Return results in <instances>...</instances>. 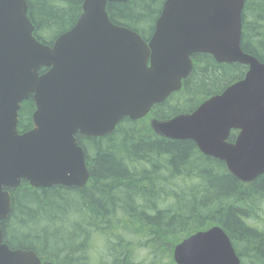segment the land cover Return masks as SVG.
<instances>
[{
	"label": "water",
	"instance_id": "water-1",
	"mask_svg": "<svg viewBox=\"0 0 264 264\" xmlns=\"http://www.w3.org/2000/svg\"><path fill=\"white\" fill-rule=\"evenodd\" d=\"M111 1L126 0H83L75 24L49 46L32 34L27 0H0V220L10 210L3 187L22 178L34 187L83 186L89 173L74 135L101 136L124 116L143 117L180 88L197 52L247 65V72L190 113L152 120L153 130L194 141L240 181L264 173V63L240 46L244 0H165L148 44L110 21L105 6ZM30 96L32 128L18 133L20 104ZM231 129L239 130L232 143L226 141ZM172 258L240 264L218 225L175 244ZM0 264L53 263L33 250L9 249L0 228Z\"/></svg>",
	"mask_w": 264,
	"mask_h": 264
},
{
	"label": "trees",
	"instance_id": "trees-1",
	"mask_svg": "<svg viewBox=\"0 0 264 264\" xmlns=\"http://www.w3.org/2000/svg\"><path fill=\"white\" fill-rule=\"evenodd\" d=\"M163 0L111 1L112 22L150 35ZM82 0H27L33 34L50 45L81 12ZM240 46L264 63V0H244ZM193 67L179 91L154 105L141 119H120L108 134L76 135L88 181L82 187H33L22 179L8 188L10 211L0 222L10 249L33 250L54 264H129L133 250H149V264L160 263L190 233L221 226L241 264H264V173L250 183L232 176L223 161L203 155L191 140L156 134L150 118L192 111L210 95L242 78L243 64L219 63L209 54L192 55ZM34 103H21L18 129L31 127ZM236 131L228 140L233 141ZM264 219V218H262ZM100 241L104 254L88 255ZM140 245V246H139ZM168 258V257H167ZM171 263V260L168 261ZM138 264V263H136Z\"/></svg>",
	"mask_w": 264,
	"mask_h": 264
},
{
	"label": "rangeland",
	"instance_id": "rangeland-1",
	"mask_svg": "<svg viewBox=\"0 0 264 264\" xmlns=\"http://www.w3.org/2000/svg\"><path fill=\"white\" fill-rule=\"evenodd\" d=\"M263 213V212H262ZM261 212H260V214H261V218H258V219H254V220H252V223L254 224H257L260 228L261 227H264V219H262V218H264L263 217V214H262ZM94 241H95V247H92V249L93 248H95L96 250H92V252L91 253H87L89 256L90 255H92L94 258H95V256L94 255H100V254H104V252H101L102 251V248H101V244H100V241L99 240H96V237H94ZM140 246V245H139ZM168 252V259H170V253H169V251H167ZM133 253H134V259L132 260L133 262L135 261V262H137L138 264H149V262H150V255H149V250L147 249V248H144V247H136L134 250H133ZM165 258L166 257H164V259L160 262V263H164V264H173V263H169L168 261V259L166 258V262H165ZM130 264H133L132 262L130 263Z\"/></svg>",
	"mask_w": 264,
	"mask_h": 264
},
{
	"label": "flooded vegetation",
	"instance_id": "flooded-vegetation-1",
	"mask_svg": "<svg viewBox=\"0 0 264 264\" xmlns=\"http://www.w3.org/2000/svg\"><path fill=\"white\" fill-rule=\"evenodd\" d=\"M129 262V264H130V261H128Z\"/></svg>",
	"mask_w": 264,
	"mask_h": 264
}]
</instances>
